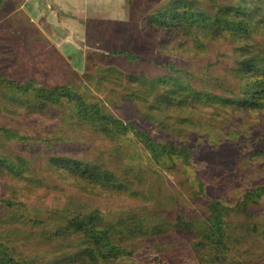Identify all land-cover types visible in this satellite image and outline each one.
Returning a JSON list of instances; mask_svg holds the SVG:
<instances>
[{
  "label": "trees",
  "instance_id": "16d2710c",
  "mask_svg": "<svg viewBox=\"0 0 264 264\" xmlns=\"http://www.w3.org/2000/svg\"><path fill=\"white\" fill-rule=\"evenodd\" d=\"M142 27L162 36L160 50L169 45L182 48L192 44L199 49L208 42H231L236 62L229 73L240 88L231 98L204 91L195 87L190 73L173 64H168V74L155 77L106 70L99 80L101 85L119 87L124 100L141 107L138 114L146 122L177 135L192 127L196 116L199 127L217 129L218 121L228 115L264 114V47L260 42L264 35V0H167L145 17ZM0 82L6 83L1 76ZM7 84L15 92L5 95L10 106L7 113L12 116L46 115L53 110L68 113L67 119L81 134L113 147H119L133 134L157 163L166 159L189 166L201 149L200 145L179 141L158 142L147 131L124 122L105 106L69 87L37 88L33 82ZM0 135L8 143L30 141L13 129L0 128ZM11 154L0 158V178L12 183L13 196L0 198V264H128L142 250L152 258L151 264H184L183 254L189 250L203 264H233L237 245L257 238L264 241V225L249 224L256 218L254 210L264 201V184L246 190L230 206L200 183L198 195L206 202L204 214L189 205L168 210L156 204L147 211L122 216H109L100 210L81 212L69 206L49 208L40 215L31 203L21 199L29 201L25 192L31 194L46 186L34 173L29 159ZM251 159L263 160L264 152L253 153ZM260 167L263 169L264 163ZM133 172L120 174L105 162L51 155L43 174L57 178L80 195L120 201L146 198ZM233 216L246 218V224L237 229L231 221ZM16 224L38 230L35 235L53 250L32 254L19 250L15 238L18 241L22 231L2 228Z\"/></svg>",
  "mask_w": 264,
  "mask_h": 264
},
{
  "label": "rangeland",
  "instance_id": "374dc122",
  "mask_svg": "<svg viewBox=\"0 0 264 264\" xmlns=\"http://www.w3.org/2000/svg\"><path fill=\"white\" fill-rule=\"evenodd\" d=\"M58 1L61 3L57 0H3L0 6V76L6 81L0 82V128L13 129L30 138L29 142L16 144L8 143L0 135V158L13 156L12 152L29 159L34 173L46 186L31 194L25 192L29 201L24 197L22 201L31 203L40 215L49 208L69 206L81 212L100 210L109 216H122L147 211L156 204L168 210L189 205L204 214L206 202L198 195L200 183L230 206L239 201L246 190L264 184V168L260 167L264 159L255 162L251 159L253 153L264 152L263 113L225 116L218 121L217 129L199 127L196 116L187 133L168 134L159 125L146 122L138 114L141 107L124 100L119 87L99 82L101 75L110 68L123 74L155 77L168 74V64H173L193 76L195 87L231 98L240 90L229 73L236 62L231 42H208L199 49L192 44L182 48L169 45L168 49L160 50L162 36L146 31L142 22L167 0H127V15L121 21H116V16H69L63 6L71 0ZM114 2L116 0L112 4ZM71 18L79 28L85 27L86 33L69 30L66 24L72 25ZM260 42L264 47V35ZM122 52L131 57L120 54ZM8 82L19 85L33 82L37 88L69 87L105 106L124 122H132L138 129L147 131L158 142L179 141L200 145L201 149L189 166L166 159L157 163L133 134L119 143V147L101 145L72 127L65 111V115L53 110L46 115L12 116L7 113L10 106L6 104L5 95L15 92ZM51 155L105 162L120 174L134 169L132 174L142 188L138 189L146 198L120 201L80 195L57 178L43 174L47 157ZM11 186V182L0 178L1 199H13ZM151 195L153 197L148 198ZM254 211L256 218L249 224L261 227L264 225V201ZM245 219L233 216L231 221L240 229L246 224ZM2 228L22 231L18 241L15 240L18 249L28 254L53 250L48 247L50 245H43L35 235L38 230L30 226L16 224ZM242 243L233 250V264L264 261V241L257 238ZM183 256L187 258L184 264H203L193 250ZM151 259L142 250L128 264H151Z\"/></svg>",
  "mask_w": 264,
  "mask_h": 264
},
{
  "label": "crops",
  "instance_id": "0c3cea01",
  "mask_svg": "<svg viewBox=\"0 0 264 264\" xmlns=\"http://www.w3.org/2000/svg\"><path fill=\"white\" fill-rule=\"evenodd\" d=\"M63 2V1H62ZM57 3H61L57 0ZM113 3V0H84L83 2H79L78 0H71L70 2H66L65 6L67 15L69 16H116V21H121L127 15L126 4L127 0H116ZM112 4V5H110ZM86 19V18H85ZM84 21V20H83ZM64 24V23H63ZM71 24H66L69 30H72L73 33L76 31H80L82 33H86V28L79 26L75 21L71 18ZM78 39H80L78 37ZM85 55V54H84Z\"/></svg>",
  "mask_w": 264,
  "mask_h": 264
}]
</instances>
